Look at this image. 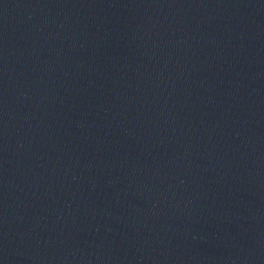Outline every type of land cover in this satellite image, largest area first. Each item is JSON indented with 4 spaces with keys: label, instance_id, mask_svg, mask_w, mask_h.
<instances>
[{
    "label": "water",
    "instance_id": "95a60500",
    "mask_svg": "<svg viewBox=\"0 0 264 264\" xmlns=\"http://www.w3.org/2000/svg\"><path fill=\"white\" fill-rule=\"evenodd\" d=\"M0 264H264V0H0Z\"/></svg>",
    "mask_w": 264,
    "mask_h": 264
}]
</instances>
